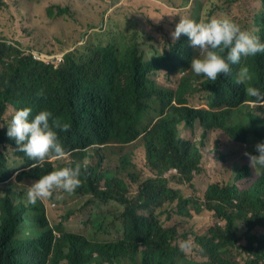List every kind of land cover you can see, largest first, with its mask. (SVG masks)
<instances>
[{"label": "trees", "instance_id": "obj_1", "mask_svg": "<svg viewBox=\"0 0 264 264\" xmlns=\"http://www.w3.org/2000/svg\"><path fill=\"white\" fill-rule=\"evenodd\" d=\"M158 1L178 8L176 0ZM181 1L198 15L154 25L142 13L144 23L128 21L61 63L35 60L0 31V264H264V0L254 28L234 34L229 20L207 7L210 0ZM20 5L0 0V19ZM46 14L81 21L69 5ZM212 31L197 74L198 39ZM203 95L207 108L190 105ZM179 123L190 133L199 124L203 139L211 132L229 138L226 145L217 140L215 159L235 178L210 183L203 199L176 186L195 189L206 172L195 132L181 135ZM140 139L138 171L125 148ZM257 142L260 174L242 190L252 170L232 157ZM68 178L73 183L59 191ZM66 197L79 205L61 204ZM104 205L109 211H97ZM204 212L216 221L199 235L193 220ZM110 216L122 230L116 240L67 228L81 220L98 234L115 228Z\"/></svg>", "mask_w": 264, "mask_h": 264}, {"label": "rangeland", "instance_id": "obj_2", "mask_svg": "<svg viewBox=\"0 0 264 264\" xmlns=\"http://www.w3.org/2000/svg\"><path fill=\"white\" fill-rule=\"evenodd\" d=\"M182 3H184V1L176 0L178 8H175L163 4L158 0H21V5L19 6V8L22 9L21 11L18 8H13L11 10L13 15L8 14L7 19H0V31L4 29L8 31L9 34L11 32L10 36L12 38L9 39L11 40L10 42H21L25 49L21 48L23 51L28 52L27 54L31 51H47L48 47L55 48L60 54H66L69 51L75 50V47L82 46L84 43L97 42L98 37H109L120 28L125 27L128 21H133L136 24L144 23L142 13L150 15L154 25L160 23L163 19L170 22L180 21V17L184 23H186L191 17L198 15L199 12H197L196 9L192 10L191 4L187 5ZM55 5L71 6L77 11V16L81 21L77 22L68 16L56 18L55 20L50 19L46 14V10L48 7H53ZM261 6L260 0H233L232 3L225 0H210L208 1L207 7L214 8L215 16L226 17L231 23L232 33L234 34L244 29V27L249 29L254 28L253 17L258 10L261 9ZM208 8L206 11H208ZM22 17H27V20L30 19V21L27 22ZM91 24L94 25V29L88 26ZM24 28H31L32 30H23ZM212 35L213 31L198 39V52L194 62V68L197 74H201L204 71L203 64L208 56ZM78 37H81L78 41L80 42L79 44L75 40ZM160 81H164L163 76L160 77ZM190 105L192 107L207 108V101L204 95L202 97L197 96L194 101L190 102ZM177 127L180 129L181 135L190 136L195 132L194 139L198 141L204 153V167L206 172L196 178L195 189L176 185L178 188L183 189L182 191L187 197L196 194L198 199H203L210 183L222 182L235 178L233 171L227 169L215 159L217 156V140H220L221 144L226 145L229 142L227 135L223 132H211L207 139H203V129L199 124L193 133L187 132V128H185L183 123H179ZM142 145L143 140L140 139L131 146L125 148V152L133 151L138 171H140L141 165H143L140 158V154H142L140 149L143 150ZM245 147L246 151L243 153L242 158L232 157L233 162L237 163L240 167L248 165L252 170V176L239 183L242 190L250 188L256 182L263 161V153L259 142L248 144ZM112 168H114V163L105 165V169L107 170ZM71 183H73L72 178L64 179L61 184H59L58 190H62ZM29 186L32 187L31 185ZM0 188L5 189L6 187ZM33 190L37 193H41V189L37 190L33 188ZM65 190L61 191L58 196L60 197ZM64 202H67L70 208H74L79 205L80 199L66 197L62 199L61 204ZM96 209L99 212L109 211V207L105 205L99 206ZM51 219L52 221H57V213L54 212ZM215 221L216 219L212 213L204 212L201 216L193 220L194 232L199 235L204 234ZM107 222H114V218L110 216ZM114 223L115 228L110 227L108 231H102L98 234L95 233L94 226L88 227L81 220H72L68 222L67 228L87 234L92 240H116L122 235V230L119 229L120 226L118 222L115 221Z\"/></svg>", "mask_w": 264, "mask_h": 264}, {"label": "built area", "instance_id": "obj_3", "mask_svg": "<svg viewBox=\"0 0 264 264\" xmlns=\"http://www.w3.org/2000/svg\"><path fill=\"white\" fill-rule=\"evenodd\" d=\"M33 54V57L35 60L37 61H41L42 59H46L47 61L48 60H54L56 61L57 63H61L63 57H64V54H58V55H55L54 57L53 56H48L46 53H43V52H32ZM55 206V205H53Z\"/></svg>", "mask_w": 264, "mask_h": 264}]
</instances>
